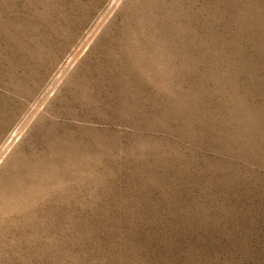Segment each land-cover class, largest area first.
<instances>
[{"label": "rangeland", "instance_id": "374dc122", "mask_svg": "<svg viewBox=\"0 0 264 264\" xmlns=\"http://www.w3.org/2000/svg\"><path fill=\"white\" fill-rule=\"evenodd\" d=\"M0 264H264V0H0Z\"/></svg>", "mask_w": 264, "mask_h": 264}, {"label": "bare ground", "instance_id": "6f19581e", "mask_svg": "<svg viewBox=\"0 0 264 264\" xmlns=\"http://www.w3.org/2000/svg\"><path fill=\"white\" fill-rule=\"evenodd\" d=\"M15 136H17V135H15ZM15 138V137H14ZM9 146V145H8Z\"/></svg>", "mask_w": 264, "mask_h": 264}]
</instances>
